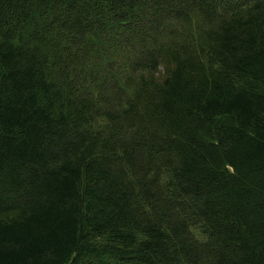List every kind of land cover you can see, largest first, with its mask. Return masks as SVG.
<instances>
[{
  "label": "trees",
  "instance_id": "obj_1",
  "mask_svg": "<svg viewBox=\"0 0 264 264\" xmlns=\"http://www.w3.org/2000/svg\"><path fill=\"white\" fill-rule=\"evenodd\" d=\"M0 264H264V0H0Z\"/></svg>",
  "mask_w": 264,
  "mask_h": 264
}]
</instances>
